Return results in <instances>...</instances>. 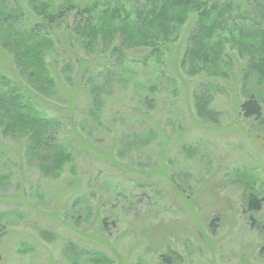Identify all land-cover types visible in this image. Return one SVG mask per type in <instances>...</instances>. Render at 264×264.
I'll list each match as a JSON object with an SVG mask.
<instances>
[{
  "label": "rangeland",
  "instance_id": "1",
  "mask_svg": "<svg viewBox=\"0 0 264 264\" xmlns=\"http://www.w3.org/2000/svg\"><path fill=\"white\" fill-rule=\"evenodd\" d=\"M205 1L228 7L226 38L264 11L263 0ZM47 2L53 22L37 10ZM101 2L0 0L1 23L15 16L16 31L51 41L43 63L56 84L40 96L0 31V94L15 90L58 121L70 157L54 170L0 129V264H264V82L248 55L229 43L210 65L186 60L194 11L151 46L119 33L89 42L80 28ZM250 95L258 120L240 112Z\"/></svg>",
  "mask_w": 264,
  "mask_h": 264
},
{
  "label": "trees",
  "instance_id": "2",
  "mask_svg": "<svg viewBox=\"0 0 264 264\" xmlns=\"http://www.w3.org/2000/svg\"><path fill=\"white\" fill-rule=\"evenodd\" d=\"M72 0H69V5ZM133 6L128 8L124 0H102L97 3L93 10L88 11L85 25L82 26L81 34L86 40L94 42L99 33H119L123 42L131 45L151 46L153 41L158 40V35L163 39L170 40L179 24L184 22L186 14L194 11L200 25L198 35L191 36V46L187 49L186 60L193 59L195 62L204 64L214 63L225 56L226 44L239 49L240 55H248L250 70L255 72L257 79L264 82V14L263 10H253L248 13L252 25L250 27L240 26L239 36L231 34L230 38L224 36L226 27L227 6L218 4L208 5L203 0H146L140 5L139 0H133ZM263 1L255 2L257 6ZM51 3L37 7L48 17L49 22L54 17L48 14ZM97 13H93L95 11ZM93 11V12H92ZM251 11V10H250ZM3 14V13H1ZM93 14H96L95 16ZM53 15V14H52ZM253 15V16H252ZM133 16V17H132ZM258 17V18H256ZM15 16L8 15L0 22V31L8 37L7 48L13 55L21 74L25 75L29 85L40 95L48 96L55 90V81L48 75L44 62V55L52 46L47 37L35 32L34 29L22 34L16 31ZM95 19L99 22L96 23ZM258 21H256V20ZM3 26V24H5ZM16 27V28H15ZM263 29V30H262ZM230 33H233L231 31ZM6 39V38H5ZM232 42H231V41ZM244 81L243 89L246 87ZM244 92V91H243ZM264 101V100H263ZM207 104L197 103L199 116L207 110ZM240 112L245 119L258 120L262 114L261 101L250 95L240 105ZM58 121L43 116L35 110L22 95L15 90L0 94V129L5 135L19 136L25 140L26 151L30 157L46 159L54 170H59L69 156L65 149L58 143L57 130ZM50 161V162H49ZM260 200L251 195L248 198V210L259 211ZM262 246L260 253L264 255V225L260 228Z\"/></svg>",
  "mask_w": 264,
  "mask_h": 264
}]
</instances>
